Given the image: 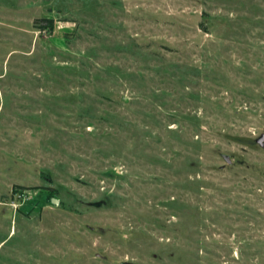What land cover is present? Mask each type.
I'll return each mask as SVG.
<instances>
[{"label": "rangeland", "instance_id": "obj_1", "mask_svg": "<svg viewBox=\"0 0 264 264\" xmlns=\"http://www.w3.org/2000/svg\"><path fill=\"white\" fill-rule=\"evenodd\" d=\"M263 135L264 0H0V264H264Z\"/></svg>", "mask_w": 264, "mask_h": 264}, {"label": "trees", "instance_id": "obj_2", "mask_svg": "<svg viewBox=\"0 0 264 264\" xmlns=\"http://www.w3.org/2000/svg\"><path fill=\"white\" fill-rule=\"evenodd\" d=\"M43 20L48 22L47 25H48L49 27H53V20H54L53 18L44 17Z\"/></svg>", "mask_w": 264, "mask_h": 264}, {"label": "water", "instance_id": "obj_3", "mask_svg": "<svg viewBox=\"0 0 264 264\" xmlns=\"http://www.w3.org/2000/svg\"><path fill=\"white\" fill-rule=\"evenodd\" d=\"M259 142L264 146V135L259 139ZM226 159L230 162L231 158L229 155H225Z\"/></svg>", "mask_w": 264, "mask_h": 264}]
</instances>
